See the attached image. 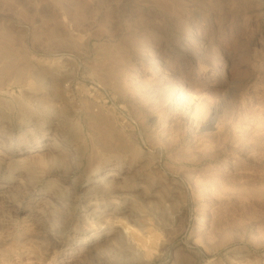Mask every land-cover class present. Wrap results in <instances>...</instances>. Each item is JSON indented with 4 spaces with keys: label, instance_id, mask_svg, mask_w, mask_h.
Here are the masks:
<instances>
[{
    "label": "rangeland",
    "instance_id": "1",
    "mask_svg": "<svg viewBox=\"0 0 264 264\" xmlns=\"http://www.w3.org/2000/svg\"><path fill=\"white\" fill-rule=\"evenodd\" d=\"M0 133V264H245L264 0H0Z\"/></svg>",
    "mask_w": 264,
    "mask_h": 264
},
{
    "label": "bare ground",
    "instance_id": "2",
    "mask_svg": "<svg viewBox=\"0 0 264 264\" xmlns=\"http://www.w3.org/2000/svg\"><path fill=\"white\" fill-rule=\"evenodd\" d=\"M209 124H211V122ZM23 132L25 133L24 130H23ZM4 139H9V137L7 135H4V134L0 133V153H3L5 151L9 152L11 150L10 144H8L6 142H3ZM47 143L48 142H44L42 145H39V146L40 147L41 146L44 147V145H45V148H43V149H47V146H46ZM54 147H55L54 145L53 146L49 145V148H54ZM15 152L16 153H20L21 149L18 148V149L15 150ZM263 188H261V189H263ZM263 190L260 191V192H262V194H264ZM253 248L255 250H259L260 246L257 245V246H254ZM245 251H246L245 254L241 255V257L242 256L246 257V256H248V255H250L252 253L250 250H245ZM243 260H245V261H243ZM240 261H243V263H245V264H264V253L254 256V258L252 260H249V259L248 260H246V259H235V262H240Z\"/></svg>",
    "mask_w": 264,
    "mask_h": 264
}]
</instances>
